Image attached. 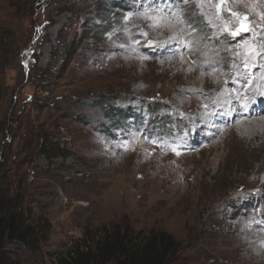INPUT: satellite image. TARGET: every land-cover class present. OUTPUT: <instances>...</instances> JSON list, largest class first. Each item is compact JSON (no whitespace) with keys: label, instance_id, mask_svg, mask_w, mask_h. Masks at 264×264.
I'll use <instances>...</instances> for the list:
<instances>
[{"label":"rangeland","instance_id":"374dc122","mask_svg":"<svg viewBox=\"0 0 264 264\" xmlns=\"http://www.w3.org/2000/svg\"><path fill=\"white\" fill-rule=\"evenodd\" d=\"M218 4L0 0V183L35 227L3 264L114 224L168 231L185 264H264V0Z\"/></svg>","mask_w":264,"mask_h":264},{"label":"trees","instance_id":"16d2710c","mask_svg":"<svg viewBox=\"0 0 264 264\" xmlns=\"http://www.w3.org/2000/svg\"><path fill=\"white\" fill-rule=\"evenodd\" d=\"M76 46L70 45L65 53L66 60L74 56ZM67 68V63L63 69ZM107 101L101 99V104ZM111 112V110L109 111ZM11 131L7 128V134ZM5 134V132H4ZM10 135V134H9ZM64 149L56 146L48 149L45 156L64 154ZM2 157H0L1 159ZM8 190L0 183V264L2 249L8 240H24L34 236L35 227L22 228L17 219L18 203L10 197ZM183 245L174 235L163 229H135L131 225L114 224L105 228L100 240L85 248L76 245L58 264H185Z\"/></svg>","mask_w":264,"mask_h":264},{"label":"snow or ice","instance_id":"6c2138e0","mask_svg":"<svg viewBox=\"0 0 264 264\" xmlns=\"http://www.w3.org/2000/svg\"><path fill=\"white\" fill-rule=\"evenodd\" d=\"M181 2H183V0H181ZM223 3V0H221V4ZM221 4L217 5V11L220 12L222 10L221 8ZM229 15L231 16H235L238 19H240V28L237 31H231L230 29H228V31L230 32V35H237L239 31H243V32H250L251 28L249 27L247 21H248V17L247 15H243L241 16L240 13H233L231 11H229Z\"/></svg>","mask_w":264,"mask_h":264},{"label":"bare ground","instance_id":"6f19581e","mask_svg":"<svg viewBox=\"0 0 264 264\" xmlns=\"http://www.w3.org/2000/svg\"><path fill=\"white\" fill-rule=\"evenodd\" d=\"M254 61H255V59H254ZM234 63H235V64H236V63L238 64V63H240V61H236V62H234ZM233 65H234V64H233ZM238 65H239V64H238ZM230 68L232 69V66H231ZM231 69H230V71H231ZM229 73H230V74H229ZM234 73H235V72H229V71H228L227 74H229L230 76H232V75H234ZM236 74H237V73H236Z\"/></svg>","mask_w":264,"mask_h":264},{"label":"water","instance_id":"95a60500","mask_svg":"<svg viewBox=\"0 0 264 264\" xmlns=\"http://www.w3.org/2000/svg\"><path fill=\"white\" fill-rule=\"evenodd\" d=\"M240 28V27H239Z\"/></svg>","mask_w":264,"mask_h":264}]
</instances>
